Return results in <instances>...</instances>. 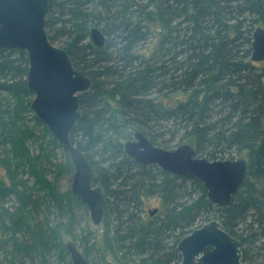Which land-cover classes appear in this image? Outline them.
<instances>
[{
    "label": "trees",
    "instance_id": "16d2710c",
    "mask_svg": "<svg viewBox=\"0 0 264 264\" xmlns=\"http://www.w3.org/2000/svg\"><path fill=\"white\" fill-rule=\"evenodd\" d=\"M91 27L104 32L105 48L93 44ZM257 27L264 28V0H50V41L94 82L80 95L71 140L104 189L102 223L117 255L134 264H181L180 240L217 219L240 240L246 264H254L252 250L256 264H264V61L252 60ZM28 71L25 51L0 49V149L9 155H0V264H72L64 237L76 241L79 230L89 263L109 264L91 232L80 229L84 203L59 182L74 166L69 158L55 162L63 147L33 113ZM115 115L166 150L186 143L209 160L245 154L247 180L219 207L198 178L140 165L123 141H102L101 124L112 125ZM153 199L161 210L154 215L146 208Z\"/></svg>",
    "mask_w": 264,
    "mask_h": 264
},
{
    "label": "water",
    "instance_id": "95a60500",
    "mask_svg": "<svg viewBox=\"0 0 264 264\" xmlns=\"http://www.w3.org/2000/svg\"><path fill=\"white\" fill-rule=\"evenodd\" d=\"M50 0H0V49L25 51L29 59L28 89L34 94L31 108L69 153L74 166L71 191L88 210L95 225H101L107 197L94 184V168L85 154L71 140V133L81 119L80 95L93 88L94 82L75 69L66 50L49 39L46 20ZM98 49L107 37L98 27L89 30ZM252 60L264 61V28L253 33ZM125 153L140 165L155 164L178 176L198 178L207 190L210 202L228 206L245 183L248 163L245 159L209 160L196 155L190 144L172 150L160 148L141 132L124 144ZM72 264H90L72 241L65 244ZM181 264H246L241 242L224 230L217 219L194 229L178 243Z\"/></svg>",
    "mask_w": 264,
    "mask_h": 264
},
{
    "label": "rangeland",
    "instance_id": "374dc122",
    "mask_svg": "<svg viewBox=\"0 0 264 264\" xmlns=\"http://www.w3.org/2000/svg\"><path fill=\"white\" fill-rule=\"evenodd\" d=\"M55 45L57 47H60L58 44H55ZM110 101H111L110 104L112 106V109L114 110L113 112L116 113L117 110H119L118 106L116 104V100L112 99ZM33 113H34V111H33ZM29 118H31V115H29ZM28 125L31 128H34V126H35L34 123L29 122V121H28ZM101 128L103 131L105 130L107 132L106 133L105 131L104 132L101 131L102 132V141L120 140V141H123L125 144L127 141L133 139V134L135 133V130L130 129L127 125H125L124 121L118 115H115L114 122L112 123V125H110V124L109 125H107V124L102 125L101 124ZM115 138H117V139H115ZM183 144H186V143H183ZM29 147H30V151H32V154H33V152H34V154L38 153V149H37V146L35 144H30ZM62 149H63V151H61L60 149L55 150V152L57 151V153L55 154V157H56L55 162H58L61 164L64 163L67 158L71 159L69 153L64 148H62ZM91 153L92 154L95 153L94 150ZM96 153H97V149H96ZM7 154H8V152H4L3 150L0 149V155H1L2 159H4V160L8 159L9 155H7ZM98 157L100 159V156L97 155V156H95V160H98ZM235 159L247 160L245 154L235 156ZM3 174H4V169L1 168L0 169V177ZM72 176H73V174H71V175L64 174L59 179V182L61 183V185L64 189H67L71 186ZM49 177L52 178V175H49ZM259 185H260V187L264 188V182H260ZM5 203H6L7 207L9 206V208H11L15 204V198H13V197L9 198L5 201ZM146 208H147L148 213H150V212L151 213L161 212L160 203L158 202V200H155V199H153V201L150 203V205ZM79 217H80V222H81V224H80L81 228L80 229H82V230L85 229V230L91 232V234H92L91 237L93 239L92 241L96 243V247L98 249L105 252L106 260L109 262V264H134V262L131 261L130 258H127L126 256L123 257L122 254L117 255L116 253H114V251H112L110 248H108V246H107L108 236H107L106 231H105L106 229H105L104 223H102L101 225H95L93 223V221L91 220V217H90L88 210H87V212H84L83 210L79 211ZM204 223L205 222H202V223H200V225H203ZM78 235L79 236H78L76 241L73 240V238H71L69 236H65L64 237V247H65L66 242L72 241L76 244V246L81 251H83L84 247L80 241L82 232L80 230L78 231ZM251 254H252L251 257L253 259V262H254V264H256V255L258 253L255 250H252Z\"/></svg>",
    "mask_w": 264,
    "mask_h": 264
},
{
    "label": "flooded vegetation",
    "instance_id": "af4514ba",
    "mask_svg": "<svg viewBox=\"0 0 264 264\" xmlns=\"http://www.w3.org/2000/svg\"><path fill=\"white\" fill-rule=\"evenodd\" d=\"M154 213V212H153ZM155 214V213H154ZM154 214H152V215H154Z\"/></svg>",
    "mask_w": 264,
    "mask_h": 264
}]
</instances>
